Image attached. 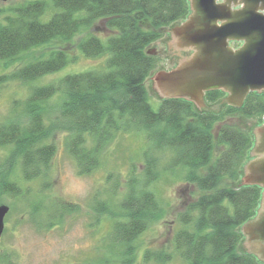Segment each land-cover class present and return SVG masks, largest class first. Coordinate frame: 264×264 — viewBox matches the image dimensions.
I'll use <instances>...</instances> for the list:
<instances>
[{"label": "trees", "instance_id": "obj_1", "mask_svg": "<svg viewBox=\"0 0 264 264\" xmlns=\"http://www.w3.org/2000/svg\"><path fill=\"white\" fill-rule=\"evenodd\" d=\"M190 12L189 0H27L0 9V62L8 66L28 59L0 75V92L16 82L29 87L23 114L0 125V149L8 151V170L0 175V203L4 196L20 197L29 203L38 226L63 223L65 214L79 205L46 197L57 154L54 133L69 132V153L86 174L99 166L118 134L137 132L147 141L142 163L130 169L121 195L115 192L105 199L99 193L93 203L98 216L114 220L111 235L104 239L112 257L100 263L135 262L138 240L165 216L158 184L166 177L182 185L180 227L172 249L148 248L144 262L173 264L179 258L183 264H262L243 247L242 227L256 216L263 194L260 185L242 180L253 136L227 119L262 120L264 91H251L241 106L228 105L219 112L199 109L185 98L162 99L155 109L149 99L146 80L158 64L150 46ZM96 30L105 33L106 41ZM82 33L81 52L89 58L106 57L104 64L36 84L75 58L65 49L33 52ZM57 94L59 119L48 120L46 106ZM224 95L210 90L205 99L212 104ZM13 108L17 111V100ZM38 179L43 184L37 191L23 187V182ZM115 182L120 185L119 176ZM115 196L118 201L112 202Z\"/></svg>", "mask_w": 264, "mask_h": 264}, {"label": "rangeland", "instance_id": "obj_2", "mask_svg": "<svg viewBox=\"0 0 264 264\" xmlns=\"http://www.w3.org/2000/svg\"><path fill=\"white\" fill-rule=\"evenodd\" d=\"M25 1L27 0L0 1V9L13 8ZM177 23L166 28L164 38L150 46V51L158 58V64L146 80V87L150 102L155 109L158 108L162 99L171 97H160L155 93L152 86L154 74L158 71L175 70L183 62L181 50L170 38V32ZM95 33L101 35L106 41L105 33L102 30L100 32L96 30ZM85 36L86 33L78 34L69 42L55 41L44 48L35 50L33 54L40 55L49 53L54 49H65L75 58L72 63L61 71L46 76L36 84H49L68 74L80 73L102 66L106 57L89 58L84 56L79 49L78 45ZM234 41L236 43H233ZM244 43L245 39L229 40V45L234 50L242 47ZM194 52V49L190 50V54ZM27 60L12 62L8 66L0 62V75L14 70ZM224 93V97L216 103L209 104L205 99L209 107L207 110L219 112L230 103L235 102L231 100L232 93L229 91H224ZM28 94L29 87L19 82L8 85L0 92V125L9 122L13 117L19 118L20 114H23V103ZM16 100L18 101V108H16L17 111H14L13 103ZM60 100L61 96L57 94L48 102L45 111L48 120L59 119ZM233 106H237V104L235 103ZM227 123L239 124L253 136V146L248 152L243 168L242 180L244 183H248L251 181L245 180L248 167L264 158L262 151L254 153L260 140L258 128L264 126V118L262 120L227 119ZM68 135L69 132H65L63 129H59L54 133L53 140L56 144L57 154L50 168L49 178L52 187L46 192V195H48L46 197L59 202L78 204L79 209L71 214H65L64 221L61 224L41 227L32 221L28 202L20 197L4 196L0 205H9L10 212L6 217V227L0 242V264H101L100 262L107 257H112L110 253H107L108 251H105L107 241L104 239L109 238L111 235L114 220L108 216H98L93 211V203L99 193L105 199L114 197L115 192H117V195L123 193L124 181L130 169L134 164L137 167V163H142V153L147 146L146 138L143 134L137 132L118 134L105 149L99 166L94 171L81 174L76 160L69 153L67 147ZM7 156L8 151L0 149V175L5 174L8 170ZM116 176H119L120 185L115 186ZM42 184V179H38L31 183L23 182V187L28 186L27 188H30L31 191H37ZM180 186L182 185L168 181L166 177L160 180L158 184L159 196L166 204L165 216L140 237L137 242L136 260L133 264H156L146 263L143 260L144 250L148 248L172 249L171 242L174 233L180 227L177 223V214L182 210V199L178 194ZM263 194L257 214L251 219L252 221L262 218L264 214ZM188 195L189 193H186L183 197L188 199ZM114 200L118 201L116 196L112 202ZM242 231L245 235L243 247L248 251L249 230L245 227V229L242 228ZM173 264H183V262L177 258Z\"/></svg>", "mask_w": 264, "mask_h": 264}, {"label": "water", "instance_id": "obj_3", "mask_svg": "<svg viewBox=\"0 0 264 264\" xmlns=\"http://www.w3.org/2000/svg\"><path fill=\"white\" fill-rule=\"evenodd\" d=\"M189 1L191 3L189 16L192 17L193 9H200L208 15L209 19H226L228 21L219 30L220 37H222V46L219 50L221 54L203 57L201 53L197 59L198 51L190 54L192 48L179 45L178 42H182L183 39L177 28L186 22L183 21L170 32L172 42L179 47L183 54V62L175 70L156 72L152 78L153 89L160 97L189 99L199 109L209 108L205 101L204 91H229L232 93L231 100L235 101L232 103L241 106L251 91L264 89V4H258L254 0ZM242 10H249L248 17L238 22L236 19L242 16H240ZM253 32H258L259 38L253 48L248 49L250 39L247 37ZM234 38L245 39L243 46L236 50L229 45V39ZM191 60L192 62H185ZM258 135L260 140L254 153L262 151L264 154V126H259ZM245 180H251L247 184H258L264 187V158L248 167ZM9 212V205H0V242ZM263 217L264 214L262 218L255 221L256 224ZM246 227L249 230L248 248H250L255 225Z\"/></svg>", "mask_w": 264, "mask_h": 264}, {"label": "flooded vegetation", "instance_id": "obj_4", "mask_svg": "<svg viewBox=\"0 0 264 264\" xmlns=\"http://www.w3.org/2000/svg\"><path fill=\"white\" fill-rule=\"evenodd\" d=\"M220 1V0H217ZM258 4H264V0H254ZM233 12V11H232ZM249 10H242L240 11V18L236 19V21H242L248 17ZM193 15L192 17L189 16L184 22V24L181 27H178V32L182 35V42H178L179 45L184 46L186 48H192L195 51H198V58L201 56H212L215 54H221L219 51L222 43L219 30L223 27L226 21V19H209L208 15L203 13L200 9L195 10L193 9ZM235 21V20H232ZM180 25L178 22L176 25ZM182 24V23H181ZM175 25V26H176ZM247 38L250 39V43L248 46V49H252L254 44L256 43V40L259 38L258 32L251 33ZM230 40V39H229ZM232 40H238L237 38H234ZM233 43H236L234 41ZM186 57H184V60ZM200 61V60H198ZM202 61V60H201ZM185 62H192L191 61H185ZM204 91V94L208 92ZM232 105V103H230ZM235 105V103H233ZM263 192H264V187ZM264 195V194H263ZM255 225L253 230H255L254 234L252 235L253 241H251L250 248L248 251L250 253L255 254L258 256V258L261 260L262 264H264V217L263 219L256 224L255 221H249L245 225H243V229H245L246 226L251 227L252 225ZM252 230V231H253ZM251 233V232H250Z\"/></svg>", "mask_w": 264, "mask_h": 264}]
</instances>
